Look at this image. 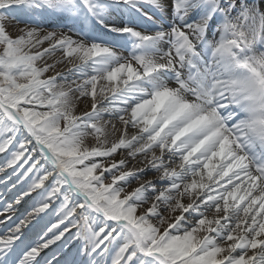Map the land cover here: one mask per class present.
I'll return each instance as SVG.
<instances>
[{"label": "snow or ice", "instance_id": "snow-or-ice-1", "mask_svg": "<svg viewBox=\"0 0 264 264\" xmlns=\"http://www.w3.org/2000/svg\"><path fill=\"white\" fill-rule=\"evenodd\" d=\"M0 264H264V0H0Z\"/></svg>", "mask_w": 264, "mask_h": 264}]
</instances>
